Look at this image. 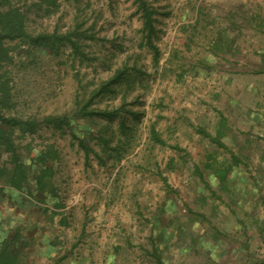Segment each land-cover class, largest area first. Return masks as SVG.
I'll use <instances>...</instances> for the list:
<instances>
[{
    "label": "rangeland",
    "instance_id": "obj_1",
    "mask_svg": "<svg viewBox=\"0 0 264 264\" xmlns=\"http://www.w3.org/2000/svg\"><path fill=\"white\" fill-rule=\"evenodd\" d=\"M149 1L159 13L157 65L143 46L133 0H58L50 13L48 5L29 11L32 31L65 33L80 18L86 29L93 28V39L84 45L89 58L83 61L67 49L57 56L37 49L36 60L16 58L7 67L16 82L14 111L39 119L67 115L73 125L64 136L43 129L34 137L37 145L54 143L61 153L54 165L56 198L35 205L27 196L0 195V247L18 232L17 246L27 264H159V259L163 264H221L225 257L220 259L218 251L239 247L245 255L252 248L237 237L246 235V227L264 238L262 222L250 220H264V124H237L230 104L232 95H248L246 106L253 108L254 96L246 92L249 79L239 77L246 59L253 60V72L260 64L264 0ZM238 26L241 50L231 42ZM221 36L229 49L216 53L212 45ZM125 65L140 71L127 97L130 102L140 95L134 110L141 117L134 121L127 115L128 136L118 119H79L77 112L101 80ZM123 95L124 87L117 99L95 105L119 106ZM222 125V142L245 162L233 168L225 184L205 167L209 153L220 163L231 158L206 136H217ZM153 127L167 145L151 141ZM94 128H103L111 145L104 152L98 140L88 137L94 151L87 155L71 132L82 137ZM119 140L128 144L114 152L110 148ZM43 204L51 208L45 219L40 218ZM257 244L254 249L262 250Z\"/></svg>",
    "mask_w": 264,
    "mask_h": 264
},
{
    "label": "trees",
    "instance_id": "obj_2",
    "mask_svg": "<svg viewBox=\"0 0 264 264\" xmlns=\"http://www.w3.org/2000/svg\"><path fill=\"white\" fill-rule=\"evenodd\" d=\"M28 1L0 0V195L6 191L12 192L13 195L34 199L35 205H39L44 203L48 197L56 198L54 165L59 161L61 153L54 143L43 142L42 145H37L34 137L43 129L51 130L53 135L58 133L64 136L68 128H72L73 125L67 115H48L39 119L36 116H23L17 110L14 111L17 105L13 93L16 82L14 72L8 70L7 67L15 64L16 58H26L24 62L36 60L37 49L45 54L55 56L67 49L69 54L75 58L82 61L88 59L84 45L93 39L89 36V31L93 28L86 29L85 22L77 18L73 27L65 33L58 30L53 33L32 31L29 16L31 8L48 5L51 6L48 9L50 13V10L58 7V0H32V4ZM133 1L137 5L142 20L143 46L148 47L153 53V60L157 65L161 57V51L155 43V37L158 33V9L149 0ZM263 25V23L259 24L258 28H264ZM228 42L224 41L221 36L212 47L216 53H219L229 49L227 48ZM138 72L140 71L136 66L125 65L108 79L101 80L89 92L87 99L84 102H79L77 109L79 119L97 117L108 120V122L118 119L120 130L128 136L129 129L127 130V128H132V126L129 124L130 118L127 115L132 116L134 121L141 117L139 110H134V107L140 102V95H137L135 100L130 102L128 101L129 97H127L134 92L133 78ZM123 87L125 95H123L119 106L114 104L95 105L97 102L101 103L105 98L117 99ZM92 121L95 120L92 119ZM95 124L98 123L95 122ZM71 133L87 155L94 151L88 144V137L91 140H98L104 152H107L112 141V138L103 132V128H94L82 137L73 131ZM206 136H210L219 148L231 153L230 160L224 163H220L217 156L209 153L205 164V167L216 172L220 182L225 184L229 180V174L233 168L245 162L241 161L239 156L222 142V139L226 137L224 125L218 130L217 136L212 137L210 134ZM119 141L117 147L111 146L110 148L114 152H120L122 148L118 147H124L128 144L123 140ZM151 141L164 146L167 145L166 140L162 138L155 127L151 129ZM45 206L43 204L42 217L40 214L42 219H45L43 213L46 214L51 209L49 206ZM61 206V204L55 203L54 207ZM55 215L56 211L52 210L51 219ZM19 240H21V236L18 232L3 239L0 247V264H27L19 252L17 246ZM156 256L160 257L157 254ZM159 260L158 263L163 264Z\"/></svg>",
    "mask_w": 264,
    "mask_h": 264
},
{
    "label": "crops",
    "instance_id": "obj_3",
    "mask_svg": "<svg viewBox=\"0 0 264 264\" xmlns=\"http://www.w3.org/2000/svg\"><path fill=\"white\" fill-rule=\"evenodd\" d=\"M240 15H244V13L242 12V13H240ZM238 27H239V29L237 27L234 29V32L236 33L235 35H237L241 30L240 26H238ZM249 29H252V28H249ZM263 29L264 28H262L261 30H263ZM245 33H246V31L244 30V34ZM239 38H240V36L237 35L235 38L231 39V42H232V47L234 45V47L241 50V48L239 46V43H240ZM234 39H235V42H234ZM247 43H248L247 47L251 48V47H249L250 46L249 40ZM258 53H262V54H260L261 57H260V59H258L259 60L258 63H260L259 65L264 66V50H262L261 52H258ZM247 57H250V56H247ZM251 61H253L251 58L246 59V62H245L246 64H245L244 70L242 68L241 69L243 71L240 69L241 73H240L239 78H240V81L241 80L243 81L245 78L249 79V82L246 85L247 86L246 92L248 93V91H249L254 96L253 97V108L249 109L246 106L247 98H249L248 95H244V96L243 95L242 96L232 95L233 97H232V100L230 101V104L232 105V108L235 107V110L234 111L231 110V120L234 119V122L236 121L237 124H264V78L261 77L264 74V69L261 70L259 65H258V67H257L258 70L253 72L252 70H250ZM244 71H247V72H244ZM254 73H256V74H254ZM244 74L246 75L245 78L243 77ZM256 82L257 83L259 82L261 85L256 86ZM252 84H253V86L255 85V87L252 89H249L250 85L252 86ZM237 97H238V99H236ZM241 97L243 100H246V101H243L244 102L243 104L239 102ZM255 106H257V107H255ZM221 124H223V122ZM259 126L260 125H256V127H259ZM260 205H261V203H260ZM250 220H251V223L253 222L255 224L262 222V227L264 225V220L260 221V217L255 218L252 216ZM245 229H248V232L246 233V235L245 236L239 235L237 237H239V238L241 237L243 241L250 243L252 248H249L247 250L248 253H246L245 255L243 252L244 250L242 248L238 249L239 247L237 248V250H235V249L232 251L227 250L229 253L228 252L224 253L223 251H218V254H216V255L218 257H220V259H222L223 256L225 257V258H223V261L221 262V264H247L248 262H250L249 264H257V263L258 264H264V238L260 237L256 232L252 234L251 227H246ZM246 236H249L250 240ZM258 241L260 242L259 248L261 247L262 250L254 249V248H258V246H257ZM217 256H215V260H216ZM216 261H218V260H216Z\"/></svg>",
    "mask_w": 264,
    "mask_h": 264
}]
</instances>
